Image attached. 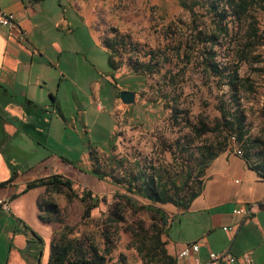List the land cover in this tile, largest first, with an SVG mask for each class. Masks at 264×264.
Instances as JSON below:
<instances>
[{"label": "rangeland", "instance_id": "1", "mask_svg": "<svg viewBox=\"0 0 264 264\" xmlns=\"http://www.w3.org/2000/svg\"><path fill=\"white\" fill-rule=\"evenodd\" d=\"M60 1L64 18L72 26V32L61 38V43L76 41L73 56L84 85V97L91 85H99L94 93L97 103L88 105L78 94V103L75 102L79 109L74 112L70 80L61 81L57 95L60 105L67 115H78V131L70 133L59 150L60 157L68 160H62L67 163V173L63 175L72 181L79 197L88 189L101 202L92 210L90 220L81 217L83 203L78 198L68 199L65 192L44 190L39 202L47 210L54 204L59 210L58 221L74 226L75 235L95 233L105 219L104 214L118 203L115 193L124 191L111 182V176L127 181L138 169L177 176L192 168L200 146L220 136L216 130L199 137L191 128L201 123L213 125L224 105L243 119L252 138L263 128L264 46L246 47L249 16L237 14L227 6V0H185L194 5L192 12L182 8L178 0ZM262 28L264 31V21ZM105 43L117 51L113 57L119 65L116 71L109 68L108 55L102 48ZM155 51V72L145 78L133 75L131 66L148 61L153 64L150 58ZM211 55L219 68L218 76H212L206 68ZM51 62L53 65L48 67L56 71V59ZM61 68L68 72L64 64ZM234 73L239 81L230 87L225 84L226 77ZM130 88L135 90V102L124 105L118 95L121 90L131 91ZM165 105L168 108L164 110ZM172 107L176 117H170ZM82 145L85 157L81 154ZM231 146L237 147L233 143ZM99 174L104 175L103 181L97 179ZM119 203L126 222L118 234L110 231L114 249L106 257L107 264L119 262L121 256L126 264H141L129 246L131 237L124 227L134 220L148 226L158 222V218ZM60 226L61 223L54 225ZM172 231L167 229L165 234L170 238Z\"/></svg>", "mask_w": 264, "mask_h": 264}, {"label": "crops", "instance_id": "2", "mask_svg": "<svg viewBox=\"0 0 264 264\" xmlns=\"http://www.w3.org/2000/svg\"><path fill=\"white\" fill-rule=\"evenodd\" d=\"M0 8L13 14L17 24L13 29L0 26V199L10 207L0 208V264H49L52 229L39 221L37 209L44 188L27 185L67 173L59 150L68 135L78 131L77 95L88 105L96 104L99 85H91L92 94L84 97L73 56L76 41L61 43L72 26L60 0H0ZM53 58L56 71L48 67ZM63 64L68 72L60 69ZM67 80L74 96L70 116L57 96L61 81ZM80 150L85 157L84 145ZM263 194L264 179L235 150L221 153L206 169L203 190L186 210L161 205L166 230H173L172 237L162 236L167 253L176 257V264H207L208 252L229 250L237 257L248 254L253 264H264V207H256L246 218L234 212L257 203ZM26 230L34 234L27 236ZM194 242L200 243L197 253L177 257Z\"/></svg>", "mask_w": 264, "mask_h": 264}, {"label": "trees", "instance_id": "3", "mask_svg": "<svg viewBox=\"0 0 264 264\" xmlns=\"http://www.w3.org/2000/svg\"><path fill=\"white\" fill-rule=\"evenodd\" d=\"M30 1L39 2L42 0ZM178 2L182 8L192 12L193 4L185 0H178ZM226 4L229 8L234 9L237 14L249 16L245 35L246 47L264 46L262 28L264 0H237L235 2L234 0H227ZM249 12L252 15H249ZM255 13H259L260 16L255 15ZM193 22L195 23L196 20ZM197 28L198 25H195V30ZM102 48L108 55L109 68L116 71L119 67L113 61V57L117 54L116 49L109 43H105ZM157 56V52H153L150 58V61L154 62L153 64L148 61V63H139L135 67L131 66L133 75L145 78L148 74L154 73L157 68ZM212 58L211 55V58L206 60V68L210 69L212 76H218L220 71L217 64L213 63ZM241 60L243 59L241 58ZM226 79L228 81L225 84L230 87L239 81L235 73L228 75ZM130 90L135 93L133 88ZM166 108L168 107L165 105L163 109ZM170 110V117H176V109L172 107ZM230 110L229 105H224L219 109V117L213 119V125L201 123L200 126L195 125L191 128L192 133L199 137L219 130L217 133L220 139L216 136L214 140L201 145L193 167L183 173L177 176H169L168 174L164 176L157 173H144L138 169L137 173L127 181L111 176V182L121 186L124 193H115L118 203L115 202L104 214L105 219L95 233H89L84 237L75 235L74 226L58 221L59 210L54 204H52L54 209L42 208L39 202L40 195L37 198L38 219L52 229L49 264H107L106 257L114 249L111 232L114 235L118 234L119 228H122L121 226L126 222L124 212L118 209L119 202H123L126 207L134 212H150L158 218V222L148 226L141 220H134L133 223L124 227V230L131 237L129 246L137 253L141 264H176V257L167 253L165 242L162 240V236L166 233L167 221L161 205L170 204L180 210H186L203 190L206 169L217 156L225 151L240 150L241 157L247 166L264 179V125L258 131V135L252 138L245 128L243 119ZM232 143L237 146L235 149H232ZM62 160L68 163V160ZM103 178L104 175L99 174L97 179L103 181ZM40 187L48 193L65 192L68 199L78 198L83 203L81 217L85 220L91 219L92 210L98 208L101 202V199L92 195L88 189L83 190L82 197H79L72 188V181L59 174L37 179L27 185V189ZM57 223H61L59 228L54 227ZM33 234V231L26 230L27 236ZM110 264L126 263L121 256L119 262Z\"/></svg>", "mask_w": 264, "mask_h": 264}, {"label": "built area", "instance_id": "4", "mask_svg": "<svg viewBox=\"0 0 264 264\" xmlns=\"http://www.w3.org/2000/svg\"><path fill=\"white\" fill-rule=\"evenodd\" d=\"M16 20L13 14L3 12L0 8V26L7 28V29H13L16 28ZM235 153L238 156H241L240 150H235ZM264 207V194L261 196L259 201L257 203L247 205V206H241L234 210L235 213L243 215L244 218L252 215V213L255 211L256 207ZM0 208L4 211H9V202L7 200L0 199ZM223 230L230 231L231 228L224 227ZM200 247L199 242L189 243L186 246H184L178 253V258H185L189 257L192 254H195L198 252ZM238 262L239 264H253L252 259L248 254H242L240 257H237L233 255L229 250H226L221 253L216 252H208L207 255V264H232Z\"/></svg>", "mask_w": 264, "mask_h": 264}, {"label": "water", "instance_id": "5", "mask_svg": "<svg viewBox=\"0 0 264 264\" xmlns=\"http://www.w3.org/2000/svg\"><path fill=\"white\" fill-rule=\"evenodd\" d=\"M118 98L124 105H130L135 102V93L133 91L124 90L119 93Z\"/></svg>", "mask_w": 264, "mask_h": 264}]
</instances>
